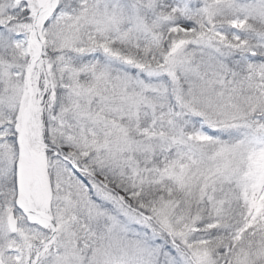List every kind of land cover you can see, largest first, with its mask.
<instances>
[{
  "label": "snow or ice",
  "instance_id": "6c2138e0",
  "mask_svg": "<svg viewBox=\"0 0 264 264\" xmlns=\"http://www.w3.org/2000/svg\"><path fill=\"white\" fill-rule=\"evenodd\" d=\"M0 264H264V0H0Z\"/></svg>",
  "mask_w": 264,
  "mask_h": 264
}]
</instances>
